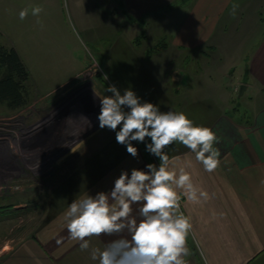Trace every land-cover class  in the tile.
I'll return each instance as SVG.
<instances>
[{"label":"crops","instance_id":"crops-1","mask_svg":"<svg viewBox=\"0 0 264 264\" xmlns=\"http://www.w3.org/2000/svg\"><path fill=\"white\" fill-rule=\"evenodd\" d=\"M74 1L87 8L93 5V0ZM102 2L104 11L99 14L111 25L109 35L119 33L116 36L119 41L102 47L108 81L101 94L112 95L105 91L109 85H115L121 94L131 89L141 102L153 103L162 112H183L194 125L208 127L218 137L214 148L219 152L220 163L211 173L181 143L165 149L170 166L177 171L184 167L193 183L209 194V199L199 204L181 196V210L192 223L187 237L190 254L184 257L186 264H264V0ZM156 7L164 11L158 26L168 46L149 55L135 44L136 35L130 34L127 26L131 24L134 31L136 23L130 17L137 21L150 16ZM118 16L121 17L117 19ZM69 56L57 57L66 59L62 67L57 64V85L53 88L57 92L69 87L80 73L79 63L86 60L85 56ZM201 73L207 76L203 79ZM204 81L208 84L203 85ZM234 84L238 85L237 91ZM241 85L246 88L239 96ZM205 89L208 90L204 92ZM234 96L243 104V108H232L235 114L229 109ZM91 121L86 115V122ZM116 131L100 128L85 134L83 143L87 145L80 146L83 149L79 152L93 153L92 144L99 137L103 156L115 152L112 148L108 151L107 144L116 138ZM147 143L136 141V157L129 154L112 167L107 163L106 170L104 160L97 163L100 173L97 179L92 171V177L77 178L82 183L89 180L90 184L71 202L98 192H110L123 171L129 176L134 168L147 171L149 163L143 155ZM112 146L120 150L124 145L112 142ZM87 164L81 165L86 169ZM89 164L91 169L94 164ZM141 206L132 205V217L137 222L141 219ZM68 208L61 213H44L31 230L29 227L17 230L19 236L0 258V264H98V260L91 258L94 249L103 250L114 239H130L127 230L111 236H93L87 238L89 248L81 250V242L71 239L67 231ZM12 215L0 213L1 235Z\"/></svg>","mask_w":264,"mask_h":264},{"label":"rangeland","instance_id":"rangeland-1","mask_svg":"<svg viewBox=\"0 0 264 264\" xmlns=\"http://www.w3.org/2000/svg\"><path fill=\"white\" fill-rule=\"evenodd\" d=\"M36 6L42 8L38 16L31 14ZM25 8L29 14L21 20L19 13ZM100 10L104 11L102 0H93L89 8L74 0H0V45L15 49L31 71L27 83L30 104L18 112L0 104V213H13L11 219L6 218L5 233L0 234V258L19 236L17 230H31L44 213H61L90 184L89 180L82 183L77 178L85 180L93 174L97 179V163L104 160L106 170L107 163L112 167L129 157L126 145L121 151L111 147L116 138L107 144V150L112 148L113 153L103 156L100 137L92 144L93 153L79 152L83 149L80 146L87 145L83 143L84 135L100 129L101 103L96 93L103 96L101 89L108 81L102 47L119 41V33L109 35L111 25L101 18ZM163 15L164 11L156 7L150 16L135 21L134 31L131 24L127 26V31L136 35L135 44L140 49L148 51L163 39L158 26ZM69 54L85 56L86 60L79 63L80 73L71 80L75 83L69 80V87L57 92L53 90L57 85V64L62 67L66 61L57 57ZM206 76L201 73L203 79ZM234 88L237 91L238 85ZM241 101L234 96L229 109L233 112V107L243 108ZM86 115L92 118L90 124ZM147 141L146 137L141 143ZM132 143L134 146L136 141ZM143 155L148 163L159 166L157 157L149 153V160L145 151ZM86 162L85 169L82 165ZM89 163L94 164L91 169Z\"/></svg>","mask_w":264,"mask_h":264},{"label":"clouds","instance_id":"clouds-1","mask_svg":"<svg viewBox=\"0 0 264 264\" xmlns=\"http://www.w3.org/2000/svg\"><path fill=\"white\" fill-rule=\"evenodd\" d=\"M41 11L36 6L31 14L38 16ZM28 14L25 8L19 18L23 20ZM105 91L112 95L96 93L101 103L99 127L116 131L122 125L116 131V141L126 145L127 153L133 157L138 150L132 142L150 138L146 151L159 159V166L149 163L147 171L134 168L130 176L123 171L110 192H98L71 202L65 213L70 238L81 242V250H87V238L127 230L130 239H114L103 250L94 249L91 258L98 260V264H186L184 257L190 254L187 237L192 223L180 210L181 196L199 204L207 201L209 194L193 183L184 167L177 171L170 166L165 149L181 143L211 173L220 163L219 152L214 148L218 137L212 129L194 125L183 112H162L153 103L141 102L131 89L121 94L115 85H109ZM125 107L129 110L125 111ZM133 204L142 205L139 222L132 217Z\"/></svg>","mask_w":264,"mask_h":264},{"label":"trees","instance_id":"trees-1","mask_svg":"<svg viewBox=\"0 0 264 264\" xmlns=\"http://www.w3.org/2000/svg\"><path fill=\"white\" fill-rule=\"evenodd\" d=\"M130 19L133 22L136 21L131 17ZM167 46L168 43L163 38L152 49H149L148 53L151 55ZM29 78V71L15 49L0 45V104L16 112L27 107L31 101L27 86ZM145 152L147 158L151 160L149 152L146 149Z\"/></svg>","mask_w":264,"mask_h":264},{"label":"water","instance_id":"water-1","mask_svg":"<svg viewBox=\"0 0 264 264\" xmlns=\"http://www.w3.org/2000/svg\"><path fill=\"white\" fill-rule=\"evenodd\" d=\"M246 86L245 85H241L240 89H239V96H241L243 94V92L245 91Z\"/></svg>","mask_w":264,"mask_h":264}]
</instances>
